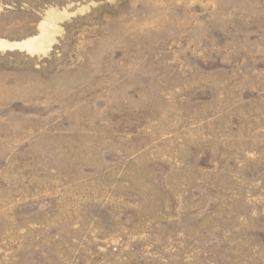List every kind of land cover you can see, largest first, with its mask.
Returning a JSON list of instances; mask_svg holds the SVG:
<instances>
[{"label":"rangeland","instance_id":"1","mask_svg":"<svg viewBox=\"0 0 264 264\" xmlns=\"http://www.w3.org/2000/svg\"><path fill=\"white\" fill-rule=\"evenodd\" d=\"M0 264H264V0H0Z\"/></svg>","mask_w":264,"mask_h":264}]
</instances>
